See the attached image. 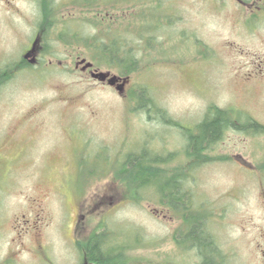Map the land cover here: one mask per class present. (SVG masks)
Listing matches in <instances>:
<instances>
[{
    "label": "rangeland",
    "instance_id": "obj_1",
    "mask_svg": "<svg viewBox=\"0 0 264 264\" xmlns=\"http://www.w3.org/2000/svg\"><path fill=\"white\" fill-rule=\"evenodd\" d=\"M54 4L50 56L33 72L0 80V264H87L78 246L102 222L122 242L138 232L130 264L199 263L174 241L176 214L124 173V156L142 150L170 157L157 175H182L225 264H264V134L229 129L196 168L183 153L210 108L230 111L238 126H264V22L239 23L244 14L230 0ZM0 18L25 32L16 16ZM1 31L8 42L18 37ZM115 38L139 59L121 93V80L101 83L77 63H92L84 40ZM91 71L124 78L103 65ZM147 97L155 109H138ZM161 192L171 189L162 184Z\"/></svg>",
    "mask_w": 264,
    "mask_h": 264
},
{
    "label": "trees",
    "instance_id": "obj_2",
    "mask_svg": "<svg viewBox=\"0 0 264 264\" xmlns=\"http://www.w3.org/2000/svg\"><path fill=\"white\" fill-rule=\"evenodd\" d=\"M119 41L120 39L116 38L108 43L92 40L91 43H88L87 40H84V48L85 52H88V57L92 60L93 67L103 65L108 70L113 69L118 75L124 76V78L120 77L121 79H127L128 75L135 72L139 59ZM139 92L146 94L144 89H140ZM151 106L154 108L147 97L146 103L139 104L138 109L150 110ZM155 112L160 117V120L169 123L168 118L163 113H159L157 110ZM229 114H231L230 111L210 108L202 122L195 127V136L188 138V143L185 145L183 153L195 162V168L205 162V153L229 129L264 134V126L253 121L238 126L234 121L235 119L230 118ZM174 126L177 125L174 124ZM129 154L124 156L121 164L125 174L131 173L133 186L136 188L153 187L159 204L167 207L173 215L176 214L175 216L180 219L181 226L174 236L175 243L184 250L190 249L194 251L199 260L197 264H225L220 250L207 228L208 216L203 213L202 206L198 208L197 204L193 202L192 198H190L191 194L184 191L182 175H173L169 178L157 175L155 167L165 163L167 160L169 161L170 157L163 158L161 154L151 156L150 153L144 150L138 154ZM150 156L153 158H150ZM133 168L136 169L134 170ZM160 179H163L162 184L171 189V192L165 194L161 192L162 184L159 181ZM113 231V229L102 222L98 229L89 235L80 244L81 246H78L84 263L130 264L131 258L128 257V252L132 248L134 249L131 245L138 244L137 242L140 241L137 237V235L139 236L138 232L133 231L131 234V239L133 240L131 244L127 241L122 242L116 236L120 233ZM114 236L116 237L115 239ZM189 239L194 240V243L192 241L188 243Z\"/></svg>",
    "mask_w": 264,
    "mask_h": 264
},
{
    "label": "flooded vegetation",
    "instance_id": "obj_3",
    "mask_svg": "<svg viewBox=\"0 0 264 264\" xmlns=\"http://www.w3.org/2000/svg\"><path fill=\"white\" fill-rule=\"evenodd\" d=\"M55 0H0V17L5 15L16 16L25 27V32H19V25L15 24L16 21L0 18V80L2 76L18 75L22 72H33L42 66V62L50 56L51 50L48 41L52 34V20L51 11ZM73 1V2H72ZM220 1V0H218ZM225 1V0H222ZM236 3L237 8L243 12L242 19L239 23L248 26L250 29L258 23L264 22V0H230ZM24 2L28 12L20 9L16 3ZM60 8H66L68 0H60ZM73 7L83 8V0H71ZM78 8V9H79ZM108 15V14H107ZM106 15V16H107ZM147 19V18H146ZM164 19L159 14L155 20H152L157 26L163 25ZM165 23V22H164ZM66 25V23H65ZM251 26V27H250ZM71 29L72 26H70ZM78 27V25H76ZM65 28V27H62ZM13 30L18 34L14 41L8 42L4 37V31ZM72 34L76 41L80 42L81 34L78 28L73 29ZM68 37V36H67ZM64 58L71 57L75 60L80 59V54L68 56L67 51L62 52ZM50 62V61H49ZM79 63V62H77ZM45 64V63H44ZM49 64L44 65L47 69ZM81 72H91L90 69L82 71L83 64H80ZM78 68L77 64L75 65Z\"/></svg>",
    "mask_w": 264,
    "mask_h": 264
},
{
    "label": "water",
    "instance_id": "obj_4",
    "mask_svg": "<svg viewBox=\"0 0 264 264\" xmlns=\"http://www.w3.org/2000/svg\"><path fill=\"white\" fill-rule=\"evenodd\" d=\"M79 64H83L82 71H85L86 69L92 68L93 64L87 62L85 59L81 60ZM90 77L94 80H97L101 83L106 82L109 86H116L117 82L119 80L122 81V84L119 86H116V90L121 93L123 91L124 84L127 82V79H121L120 77H117L115 75L111 76L109 73L104 72H98V71H91Z\"/></svg>",
    "mask_w": 264,
    "mask_h": 264
}]
</instances>
